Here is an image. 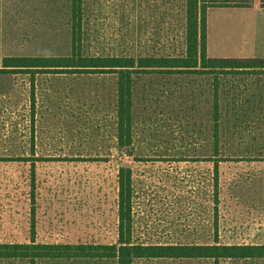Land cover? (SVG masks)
<instances>
[{
	"label": "rangeland",
	"instance_id": "374dc122",
	"mask_svg": "<svg viewBox=\"0 0 264 264\" xmlns=\"http://www.w3.org/2000/svg\"><path fill=\"white\" fill-rule=\"evenodd\" d=\"M190 1L82 0L81 51L183 56ZM209 7V56L264 58V11ZM70 24L71 0H0V59L68 56ZM117 78L0 74V243H29L34 223L39 243L103 245L107 252L35 264H117L118 175L125 168L132 175L131 244L264 246V68L199 62L134 74L132 142L124 149L117 145ZM133 264H264V257Z\"/></svg>",
	"mask_w": 264,
	"mask_h": 264
},
{
	"label": "trees",
	"instance_id": "16d2710c",
	"mask_svg": "<svg viewBox=\"0 0 264 264\" xmlns=\"http://www.w3.org/2000/svg\"><path fill=\"white\" fill-rule=\"evenodd\" d=\"M82 0H71V53L68 56H5L0 59V74L25 73L34 80L38 73H116L117 78V145L119 149L132 142V86L134 74L147 70H184L198 67L213 69H263L261 57H210L206 51V9L208 6H230V1L191 0L186 15V51L183 56H87L81 51ZM199 2L202 4L199 6ZM207 3V4H205ZM234 4V3H233ZM247 6L246 3H235ZM34 86V85H33ZM34 98V88L31 91ZM217 139V135H216ZM132 175L121 168L118 175V235L114 249L117 264H133L140 258H251L264 257V246L255 245H143L131 244L133 211ZM103 249L104 252L99 251ZM107 255L106 246L47 244L35 240L34 223L30 242L0 243V259H27L30 264L45 258H95Z\"/></svg>",
	"mask_w": 264,
	"mask_h": 264
},
{
	"label": "crops",
	"instance_id": "0c3cea01",
	"mask_svg": "<svg viewBox=\"0 0 264 264\" xmlns=\"http://www.w3.org/2000/svg\"><path fill=\"white\" fill-rule=\"evenodd\" d=\"M216 1H223V0H216ZM232 3H246L247 6H231V7H218V8H232L235 12H262L264 11V0H231ZM210 9L207 8L206 12ZM206 35H207V20H206ZM206 51H207V39H206ZM208 55V53H207ZM209 56V55H208ZM211 57V56H210ZM244 57H254V56H243L237 58H244Z\"/></svg>",
	"mask_w": 264,
	"mask_h": 264
}]
</instances>
